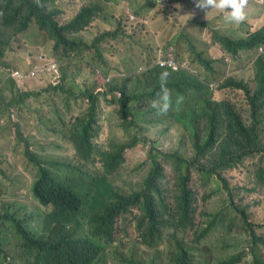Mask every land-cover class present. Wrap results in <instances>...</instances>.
<instances>
[{
  "label": "rangeland",
  "instance_id": "1",
  "mask_svg": "<svg viewBox=\"0 0 264 264\" xmlns=\"http://www.w3.org/2000/svg\"><path fill=\"white\" fill-rule=\"evenodd\" d=\"M19 3L20 0H14ZM42 1L50 11H56V21L60 24L70 25V22L79 12L88 11L83 19L84 25L70 26L68 37L74 43V48L67 50L61 45L58 50L53 49V42L48 39L46 32L40 30L36 23L32 22L23 32H16L17 23L12 18V7L7 6V0H0V44L5 43L3 56L0 58V206L1 213L11 208L25 214L28 218L24 224L29 229H34L38 224L39 216L46 210L39 206L31 197L30 187L35 178V166L24 156L23 148L26 146L19 138V133L28 140L29 147L56 175H66L72 181L80 177L85 179V174H79L67 166L68 163L78 165L71 150L72 146L60 133L66 131L70 120L89 110L88 102L80 96L81 91L90 90L98 95V103L95 108L97 119V131L91 138V145L98 154L104 152H116L119 139L124 142L129 140L128 148L123 152L121 163L112 174V181L122 189L136 186L143 178L147 165V152L152 150L159 157L169 155L165 160H160L163 175L160 179L162 198L165 204L173 201L174 175L170 164L179 159L190 157L193 153V139L191 128L184 124V113L181 106L187 104L193 97L187 100L182 95L171 93L164 98L160 95L156 112L137 117V120H157L149 124L139 122L140 126L133 127L127 132L122 130V120L119 118L117 104L111 102L113 96L121 95L111 92L114 87L122 90V79L129 77L128 90L134 89V80L141 77L142 68L136 62L139 59H147L151 54L152 43L149 39H157L165 44L180 31L182 23L187 15L184 13L183 4H172L170 14L165 15L162 10L147 11L141 8L138 0H32ZM254 11L264 20V8L256 0ZM128 14H134L136 20L128 27ZM258 16V17H259ZM127 17V18H126ZM146 19V22H141ZM126 26V27H125ZM211 28L199 32L197 36L201 41H209ZM104 31L116 32L114 37L109 35L99 39ZM223 34L228 35V31ZM180 44L188 49L189 42L183 37ZM44 51L51 56L57 67L58 77L52 79L58 81L61 87L56 86L50 91H44L49 83L25 82V77L20 71H14L13 67L27 70L31 67L30 59L34 52ZM149 50V51H148ZM174 53V52H173ZM178 62L184 63L193 57L191 50L184 53H174ZM264 55V52H263ZM255 56L246 55L239 60L217 63V76L235 73L242 83L254 85V75H257ZM185 65V64H183ZM98 73V74H97ZM97 75V77H96ZM13 79V80H12ZM184 77L175 76V81L182 83ZM17 84H16V83ZM105 91L98 90V88ZM63 89L69 90L64 92ZM19 91L35 92L32 97L19 98ZM219 101H226L230 108L238 111L243 119L250 120L249 103L243 98L242 91L234 89L217 94ZM164 98V101H163ZM13 104L6 107V103ZM144 104V103H142ZM139 101L132 104V111L143 109ZM166 104V108L164 105ZM204 112H194L196 131L201 134L208 131V119L206 116L211 110L220 112L212 104L204 106ZM180 118V121L176 120ZM197 119V120H196ZM222 119V117H220ZM257 135L258 139L253 145L240 148L239 153L245 152L252 156L247 158L243 165L234 168L223 167V182L212 177L204 178L194 169L190 174V185L194 199V223L192 227L180 233L185 241L190 242L194 231L203 228L209 221H213L215 227L204 240L205 247L200 250V259L207 264H216L234 252H242L245 246L246 234L237 213L227 208L229 202L228 190L233 196V201L246 209L249 217L255 223L261 225L259 231H264V182L257 175V161L264 159V124ZM19 129V133L17 132ZM137 134L140 140L136 143L132 135ZM141 137H145L143 141ZM215 164H220L227 156L224 152L215 154ZM95 166L89 167L93 175L101 174V162L98 158ZM87 174V173H86ZM69 178H63L71 183ZM133 216L120 220L115 233V242L110 246L109 259L113 264H137L129 260V254L135 252L137 246V233ZM1 239H5L9 256L18 261L21 252L17 241L20 240L15 228L4 229ZM247 256L238 264H248ZM145 264H166L157 259L152 251L147 252L143 259Z\"/></svg>",
  "mask_w": 264,
  "mask_h": 264
},
{
  "label": "clouds",
  "instance_id": "2",
  "mask_svg": "<svg viewBox=\"0 0 264 264\" xmlns=\"http://www.w3.org/2000/svg\"><path fill=\"white\" fill-rule=\"evenodd\" d=\"M141 8L147 11L162 10L165 15L170 14V9H172V4H183L184 13L187 15L185 21L182 23L180 31L174 35L171 40L165 44H161L157 39H149L152 43L150 44V50L153 52L157 46L161 45L169 51L174 57V53H184L191 50L193 52V57H190L189 60L184 63L176 61L172 57H169L165 60H158L159 64H168L173 69L174 72L186 71L189 74L196 77V83L199 86L196 105L194 112L203 113L204 106L207 104H212L220 112L216 113L215 110H211L210 113L206 116L208 119V132L216 134H224L229 132L231 134V129L229 128L230 116L229 113H233L238 116L239 122L244 129H253V134L247 138L245 131L240 130L239 132L234 133L232 136L243 140L241 148L247 145H253L254 141L258 139V131L261 128V123L264 124V42H260L259 39L264 36V20L261 25V18L254 11V6L257 4L256 0H138ZM26 2H29L37 7L44 14L50 15L53 22L56 24L57 29L60 32L62 40H59L55 37V34L49 30V28H43L36 22L33 17L28 20V26L34 22L37 24L40 30L46 32L48 39L53 42V49L58 50L61 45H65L67 50H72L74 48V43L69 39L67 30L70 25L60 24L56 21V11H50L46 8V5L42 1H32V0H20L19 3H15L14 0H11L10 7H20L25 5ZM260 5L264 8V1L260 2ZM25 8V7H24ZM26 9V8H25ZM88 11H82L78 19V28L84 25L83 19L87 16ZM264 14V11H263ZM24 16L26 14L23 13ZM259 16V17H258ZM129 19L125 21L128 23V27L135 22L136 17L134 14H128ZM127 18V17H126ZM141 22H146V19H141ZM193 22H202L204 24L203 28L193 26ZM17 23V22H16ZM18 25V23H17ZM19 25L16 28V32H23L24 30L18 29ZM126 27V26H125ZM211 28L209 31V41L204 42L199 39L197 34L204 30ZM224 31H228L229 34H223ZM116 32L104 31L100 35L99 39L104 36L114 37ZM185 37L189 42L188 49L186 46L180 44V40ZM226 43L234 44L232 51L225 49L224 45ZM2 45V44H1ZM7 45L4 46V49ZM149 51V50H148ZM4 52V50H3ZM1 53L0 58L3 56ZM174 52V53H173ZM246 55L255 56V65L257 75H254V85H248L247 83L243 84L242 79H237L235 73H230L228 75L217 76L216 64L225 63V61H234L243 58ZM146 60V59H144ZM139 59L137 62L144 61ZM31 67L27 70L20 69L17 66L13 67L11 74H14V71H20L25 77V82H35V83H45L48 85L44 91H50L56 86L61 87L60 84L54 82L52 79L58 77L57 65L54 59L47 55L44 51L34 52V56L30 59ZM185 64V65H183ZM98 74V73H97ZM97 77V75H96ZM52 78V79H51ZM167 78V73L161 74V80L165 81ZM13 80V79H12ZM16 83V82H15ZM17 84V83H16ZM239 89L242 91L243 98L249 103V116L250 120L243 119L242 115L229 107L228 103L224 100L219 101L220 98L216 97L217 94H222V92L232 91L234 89ZM248 90V93L246 92ZM98 90L105 91V89L98 88ZM164 92H167V89H163ZM64 92H69V90L63 89ZM111 92H118L121 94L120 89L116 87L110 90ZM32 92V91H30ZM29 92L19 91L17 97H32L34 94L30 95ZM80 96L84 98L88 104L89 108L93 104V101L98 103L97 93L86 89L81 91ZM120 95L113 96L111 102L117 104V98ZM253 97V100L250 99ZM12 102L6 103V107L12 105ZM166 108V104L164 105ZM153 120L142 121L137 120L136 124L131 127L140 126L139 122L143 124H149L157 120V115L153 116ZM222 117V119H220ZM197 120V119H196ZM227 131V132H226ZM19 133V129H17ZM131 135V134H130ZM133 139L137 143L140 137L137 134L132 135ZM20 140L26 145L29 146V142L26 138L19 133ZM144 141L145 137H141ZM65 140V139H64ZM246 140V141H244ZM72 146V145H71ZM31 147V146H30ZM29 147V148H30ZM124 147L121 152L117 150L116 152H107L111 156L110 161H103L102 155L98 154L94 148H92L90 157L87 161H83V165L86 168L95 166L94 161L96 158L99 159L101 164L100 172L101 174L93 175V173H87L84 176L85 179L81 177L77 181H72L66 175H57L59 179V184L64 185L69 189L71 196L74 194H82L88 199L96 191L97 184L100 181L103 175L105 179L112 183L119 191L123 193L122 196L116 198L115 201L107 202L104 206L98 205H89V202L83 203L81 211L76 214V222L73 227H69V231L64 233L65 240L62 243L61 248L66 252L69 258V264H113L109 259V249L110 246L115 242V233L117 232L118 224L120 220H125L128 216L132 215L133 220L135 221V230L137 233V250L129 254V260L135 261L137 264H145L143 259L147 252L152 251L156 254V258L163 260L166 264H181V260H186L187 263L196 262V261H205L200 259V250L202 247H205L204 240L209 235V233L215 227L213 221H209L203 228L195 230L194 236L190 242L185 241L183 237L180 236V233L186 230L189 227L193 226L194 223V199L193 192L191 188L190 194L187 198V206L191 213V221L187 222L186 225H183V221L178 210V199L173 195V201L169 204H165L162 198L161 188H160V179L158 180L159 190L156 188H150L146 182V176L148 174L149 168L152 164L149 160V151L147 152V168L142 180L134 187L128 189L119 188L115 185L111 179L112 174L118 168V164L121 163L122 154L128 148L126 145L120 146ZM31 149V148H30ZM32 150V149H31ZM74 158L77 162V156L75 155L74 149L71 148ZM119 152V153H118ZM117 153V154H116ZM216 153H221V150L216 145L214 146H205V144L195 147L193 144V153L190 157L182 158L170 164L174 177L185 176L187 180L190 181L191 170L194 169L204 178L211 180L212 177H216L223 182V185L226 186L225 180L222 176V168L229 167L234 168L238 165L241 166L244 164L245 159L252 156L248 155L242 151L241 157L242 160L240 163L235 165L231 164L230 161L226 158L223 159L220 164H215ZM116 157H119V160H116ZM27 160L32 163V160L29 156H26ZM163 160L161 157L157 158ZM80 163V162H79ZM113 164V165H112ZM182 164L184 166L182 167ZM258 169L257 175L261 181L264 182V159L257 161ZM112 165V172L110 174L103 172V167H109ZM52 173L53 171L47 167ZM109 169V168H107ZM35 176V170L34 174ZM63 178H69L71 183L63 180ZM38 179V178H37ZM35 180V178H34ZM32 182L30 187V194L32 199L42 207H45L46 210L39 216L38 224L34 229H29L24 224V221L28 218L25 214H21L19 211L11 208L5 209L4 213L0 211V238L4 234L5 226L10 229L15 228V231L20 237V240L17 241L18 249L21 252V257L18 261H14L9 256V251L7 246H4L5 239H0V264H35L32 255L27 254L24 248V237L22 232H27L30 235L37 236L42 241H53L52 235L49 228L47 227V222L49 214L56 211H60V204L56 200V196H48L42 194L41 197L37 196L34 192V184ZM34 183V184H33ZM175 183V179H174ZM175 187V185H174ZM176 192V190H175ZM174 192V194H175ZM228 195L231 196L233 201V196L228 190ZM230 198V197H229ZM233 203H235L233 201ZM227 208L233 210L240 218L242 227L246 234L245 246L242 252H234L231 255H227L223 258H230L232 256L238 255L239 258L233 263L238 264L247 256L250 257L248 264H264V248H257V258L251 252V248L248 244V233L243 225L241 214L232 206L229 202L226 203ZM235 206L243 209L248 217V220L251 221L255 226V231L257 234H264V231H259L261 225L252 221L249 217L248 212L245 208L235 204ZM2 206H0V210ZM105 233H114L113 241L107 246V249L104 253L101 254H91L89 248V242L93 235L105 234ZM206 248V247H205ZM88 256V257H87ZM81 259V262H79ZM85 259L87 261L85 262ZM153 264V262H150ZM216 264H219V259Z\"/></svg>",
  "mask_w": 264,
  "mask_h": 264
},
{
  "label": "trees",
  "instance_id": "3",
  "mask_svg": "<svg viewBox=\"0 0 264 264\" xmlns=\"http://www.w3.org/2000/svg\"><path fill=\"white\" fill-rule=\"evenodd\" d=\"M28 1V0H27ZM11 0H7V6H9ZM26 9H25V8ZM26 14V16L23 15ZM82 11L73 18L70 22V26H76L78 24V19ZM33 17L36 22H39L41 27L49 28L55 37L62 40L59 30L56 24L53 22L50 15L44 14L33 4L26 2L25 5L20 7H12V18L19 25V30H24L28 26V20ZM193 26L203 28L204 24L202 22H193ZM260 42H264V36L259 39ZM6 44H0V56L4 50ZM225 49L232 51L234 44L226 43L224 45ZM175 57L169 53L167 49L159 45L152 52V54L144 61L136 62V64L142 68L141 77H136L134 80V89L128 90L127 83L130 81L129 77H125L122 80V90L121 95L117 98V111L119 118L122 120V130L127 133L130 131L131 127L136 124L137 117L152 114L157 110V103L160 100V95L163 93L164 98L171 93L176 95H182L185 100L188 96L193 98L187 102V104L181 106L180 110L184 113V124L191 128V136L193 139V144L195 147L205 144V146L216 145L219 149L224 152L227 159L231 164L235 165L240 163L242 160L241 153L239 150L243 140H239L232 135L240 130H243L247 134V138L252 136L253 129H244L237 115L229 113L231 134L229 132L224 134L213 135L208 131H203L198 135L196 131V122L193 117L196 98L199 90V86L196 83V77L189 74L186 71L174 72L173 69L168 64H159L158 60L167 59ZM167 73V78L165 81L161 80V74ZM264 74V72L262 71ZM181 75L184 77L182 83L175 81L176 75ZM163 89H167L165 93ZM248 93V90L246 89ZM32 95L34 93L29 92ZM163 98V101H164ZM25 99V97L23 98ZM253 100V97H250ZM140 102L143 105V109L132 111L131 105ZM96 101L90 106L89 110L83 112L81 115L77 116L75 120H70L69 127L66 131L60 133L61 137L64 138L68 143L72 145L75 155L77 156L78 165H73L68 163L67 166L75 170L79 174H86L93 172V170L86 168L83 165V161H87L90 157L92 150L91 138L95 136L97 131V119L95 115ZM159 108V107H158ZM176 120L180 121L179 117ZM130 136L129 133H127ZM246 141V140H244ZM129 140L123 141L118 140L117 146L127 145ZM124 147H119L118 150L121 152ZM118 152V153H119ZM24 156H29L32 160V164L35 166V186L34 192L37 196L41 197L42 194L48 196H56V200L60 204L59 212H52L49 214L47 227L50 230L53 241H42L37 236L30 235L27 232H22L24 237V248L27 254L32 255L35 264H69V258L66 252L61 248L62 243L65 240V234L69 231V227H73L76 222V214L81 211L83 203L89 202V205L104 206L107 202L115 201L117 197L122 196L123 193L119 191L112 183L108 182L103 175L97 176L101 177L99 183L97 184L96 191L89 199L82 194L70 195L69 189L64 185L59 184V179L56 174L52 173L48 168L45 167L44 160L40 158L34 151H32L29 146L23 148ZM117 154V153H116ZM103 161H110L111 156L107 152L101 154ZM159 154L149 151V160L152 164L149 168L148 174L146 176V182L150 188L158 187V180L162 174V168L159 160L157 159ZM169 155H162L161 158L165 160ZM119 160L116 157L115 161ZM52 164V163H50ZM48 164V165H50ZM113 165V164H112ZM112 165L109 167H103V172L110 174L112 172ZM184 164H182V167ZM109 168V169H107ZM38 178V179H37ZM33 186V185H32ZM175 196L178 199V210L180 212L183 225L191 221V213L187 206V198L190 194L189 180L185 176L175 177ZM229 203L234 206V208L241 214L243 225L248 233V244L251 248V252L255 258H257L256 249L264 248V234H257L255 231L254 224L248 220L245 211L233 203L231 196H229ZM114 233H105L99 235H93L90 242L89 248L91 254H101L107 249V246L112 243ZM88 257V256H87ZM239 258L238 255L232 256L230 258L219 259V264H233ZM87 259H85V262ZM81 262V259H79ZM181 264H207L206 261H196L187 263L186 260H181ZM259 264V262H258ZM261 264V263H260Z\"/></svg>",
  "mask_w": 264,
  "mask_h": 264
}]
</instances>
